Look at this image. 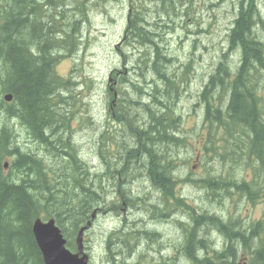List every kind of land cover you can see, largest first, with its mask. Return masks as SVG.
I'll return each mask as SVG.
<instances>
[{
  "label": "trees",
  "instance_id": "obj_1",
  "mask_svg": "<svg viewBox=\"0 0 264 264\" xmlns=\"http://www.w3.org/2000/svg\"><path fill=\"white\" fill-rule=\"evenodd\" d=\"M161 1L160 12L175 15L169 13L170 9L176 11L175 6ZM181 2L186 4L185 0ZM247 2L250 5L245 7ZM253 2L256 0H239V14L227 35V50L208 76L198 99L203 105L206 131L196 162L205 165L214 161L224 166L225 171L220 170L213 177L209 172L203 175L202 169L200 178L186 180L204 189L208 199L220 196L232 203L243 200L254 206L264 204V93H261L264 91V40L255 34V25L263 29V22L256 16ZM72 3L70 0H0V97L9 93L13 98L9 104L0 102V264H43L31 230L38 218H53L67 239L68 248H73L72 236L90 219L92 207L100 205L104 209L114 192H110L114 185L108 183L109 170L113 169L111 178L114 172L122 171L124 184L129 177L130 167L124 169L123 160L114 161L111 166L104 160V172L92 173L77 156L73 145H69L71 134L66 131L67 115L62 111L68 89L54 74V66L63 57L67 58L60 56V51L78 43V34L73 35L71 31L76 33V21L88 10H85V1L72 0ZM136 10L129 27L132 42L150 45V49L159 46L152 33L143 28L146 22L143 16L139 17L142 15L139 9ZM75 12L79 13L77 18L72 16ZM57 48L59 52H54ZM234 52L240 55L235 68L229 65L227 56ZM149 61L152 75L161 78L165 86L161 96H154L156 92L160 94L156 84L153 93L148 94L159 104L160 113L154 114L149 104L142 106L146 111L145 122L139 131L137 126L130 129L134 145L130 144V149L125 147L126 153L130 151L128 164L136 162L133 167L141 164L142 171L149 167L147 177L163 192V202L150 206L154 215L159 206L167 208L170 201L175 211L185 208L189 214L191 208L171 183V165L165 155L167 146L176 140L171 131L176 133L181 121L170 110L172 100L170 104L157 100V97L164 100L167 95L172 97L169 92L175 94L176 100L179 76L176 73L169 76L164 66L169 62L162 65V59L160 61L156 55ZM139 103L134 100L123 108L130 113L132 106ZM121 115L125 121L126 113L124 116L123 111ZM16 124L34 144L32 148L18 142ZM138 134L143 137L145 146L140 138L137 141ZM99 143L103 146V141ZM5 162L8 163L6 169ZM193 162L195 165V160ZM138 201L143 207L145 200ZM191 220L193 226L185 234L179 251L190 264H238L240 259H244V264H264V212L261 218L245 227L240 217L234 218L231 213L227 218L203 213L192 216ZM205 227L214 228L225 238L222 250H211L206 244ZM196 228L200 229L202 245V241L194 238ZM114 234H108L106 244H111ZM120 241L117 244L120 251L112 250L115 256L109 257L108 250L110 264H129L134 259L137 262L145 255L143 252L141 256L135 255L136 249L128 245V237L123 236ZM176 259L174 264H177Z\"/></svg>",
  "mask_w": 264,
  "mask_h": 264
},
{
  "label": "rangeland",
  "instance_id": "obj_2",
  "mask_svg": "<svg viewBox=\"0 0 264 264\" xmlns=\"http://www.w3.org/2000/svg\"><path fill=\"white\" fill-rule=\"evenodd\" d=\"M89 1L90 8L86 13L87 21L79 26L78 43L75 46V51L69 59L63 60L56 66V74L65 80H70V87L67 86L68 91H65L67 92V100L62 104V111L70 119L69 129L67 130L71 134L69 145H74L77 156L87 164L89 171L104 172V161L97 157L99 150H101V143H98L99 138L101 135H107L113 139H122L120 159L125 161L127 168L130 167L129 177H127V181L123 186L129 189L128 193L131 197H142L145 202L143 207L142 203H139V209L135 208L129 213L126 212V215L121 212L120 208L116 213L118 215L122 214L121 216L124 219L121 221L126 220L133 223L128 227L130 231L152 228L149 224L151 222L149 216L155 217V212L151 211L150 206H152V202L154 203L157 200L158 186L153 185L146 175L150 171L149 167L143 168L142 171L139 168V166H142L141 164H137L135 167L133 165L136 162L128 164L130 160L125 156L130 155V151L126 153L125 147L130 149L129 145H134L130 134L131 130L136 128L135 126L138 127V131L141 130V125L145 122L143 117L146 111L142 109L144 104L151 105L154 114L158 115L160 113L157 111L159 110V104L148 94L153 93L155 90L153 86L156 84L160 94L156 92L154 96H161L165 86L161 78L157 79L156 76L152 75L149 60L156 55L160 61L162 59V65L163 62H169L164 64L166 73L169 76L172 73L179 76L176 79V82H178L177 87L179 86L177 97L175 100V94L169 92L168 94H171L173 99L171 96L167 97V95L165 100L160 99V97H157V100L159 99L163 104H170L171 100L173 101L170 110L181 121L178 131L179 136L184 138L183 142L186 146H174L171 143L173 145L167 146L166 150L168 151L165 155L169 160H172L171 163L175 166L174 177H182L175 190L185 200L191 211L188 214V209L185 208L174 210L172 213L173 218L170 219L172 222L169 221L166 224L167 221L162 223V220L157 219L158 221L152 222V225L153 230L154 228L159 229V233L162 235L160 239L163 238V244L166 245L162 254L165 256L176 254V257H178L176 259L177 264H188L179 251L182 250L181 247L184 245L185 234L189 233L193 226L192 216L196 217L208 213L227 218V215L231 213L234 218L239 216V221L245 227L261 218L264 212L263 203L254 206L243 200H235V203H232L220 196H210V199H208L204 189L196 188L184 180L186 175L188 179H191V177L194 179L200 178L202 169L203 175L206 176L209 172L208 175L213 177L217 176L220 170L225 171L224 166L222 167L214 161L205 165L196 161L194 166L192 164L196 160V155H200L202 152L200 148L206 131V124L203 123V105L198 100L199 94L207 82L208 76L212 74L222 54L227 50V35L239 14V0H185L187 5H183L181 0H166L164 4L175 6L176 11L174 9L169 10V13L175 15H164L160 12V9L163 8L161 0L157 3L148 0ZM248 3H245V7L250 5ZM253 3L255 4V2ZM256 4V16L259 15V19L263 22V29L255 25V34L263 41L264 0H256ZM130 6H134L142 13L139 17L143 16L146 22V26L143 27L142 25V27L152 33L154 42L160 43L159 46L150 49V45L146 47L135 41L130 42V40L126 43L122 39L128 15L133 16L127 14ZM142 9L145 12L141 11ZM78 14V12H75L72 16L77 18ZM156 50L159 54L156 53ZM59 53L64 54V52ZM235 53H228L227 55L229 65L234 68L238 65L240 56L239 53H237L238 55ZM164 56L166 58H163ZM189 64H191L190 67H188ZM111 73H115L116 77H110ZM168 75L166 74V77ZM121 76L126 78L127 84L120 83ZM114 81L117 82L116 86H113ZM124 89L128 92L130 98L140 102L138 105L132 106V112L124 111L128 132L124 131L121 126L113 125V120L110 117V99L115 93L117 98L114 107H116L117 99L120 98L119 92ZM261 93H264V91L262 90ZM3 95L0 97V102H2ZM139 114H142L141 117H139ZM15 133L16 139L19 143H23V146L30 148L34 146L18 124H16ZM137 137L138 140H136L139 142L140 138L141 144L145 146V141L142 140L143 137L139 134ZM122 152H124V156ZM191 166L195 168L192 169ZM131 169L134 172H131ZM112 170L110 169L108 173L110 177ZM90 178L92 179V176ZM246 178L248 179L249 175H246ZM107 190L109 191V189ZM113 191L112 188L110 192ZM115 197H113V194L109 196L104 206L107 212L99 213V218L94 221L93 227L86 233L84 246L87 249L86 252L91 253L89 254L92 264L111 263L108 262L107 236L113 233L110 232L111 230H119L122 227L119 221L115 220L116 216L108 212L112 204L111 200ZM143 219L146 222L145 226L142 225L145 222H139ZM196 229L194 238L198 242L202 241V245L203 238L199 237L200 229ZM205 229H207V233L204 231L207 234L205 242L209 244V248L222 250L225 246V238L212 227H205ZM119 237V233L114 235L112 243ZM137 240L135 235L131 240L133 242L130 243L131 246ZM151 243L149 242L150 246L147 250H143L147 256L141 259L140 264H155L157 259L154 258L159 259L160 255H156L155 246ZM195 245L193 246L194 250ZM142 248H145V244ZM112 249L117 253L121 247L116 245L112 246ZM118 258L115 259L117 262L120 260ZM134 261L135 259L131 263ZM238 264H244L243 260L240 259Z\"/></svg>",
  "mask_w": 264,
  "mask_h": 264
},
{
  "label": "water",
  "instance_id": "obj_3",
  "mask_svg": "<svg viewBox=\"0 0 264 264\" xmlns=\"http://www.w3.org/2000/svg\"><path fill=\"white\" fill-rule=\"evenodd\" d=\"M10 100V96L5 97ZM90 222L78 231L75 243L77 252L72 253L66 248V240L55 225L53 219L46 222L36 219L32 224V235L40 250L44 264H88V256L83 252L82 235Z\"/></svg>",
  "mask_w": 264,
  "mask_h": 264
},
{
  "label": "flooded vegetation",
  "instance_id": "obj_4",
  "mask_svg": "<svg viewBox=\"0 0 264 264\" xmlns=\"http://www.w3.org/2000/svg\"><path fill=\"white\" fill-rule=\"evenodd\" d=\"M155 216V215H154ZM169 214L166 215V219L162 220V223L165 222L166 224L170 221L171 218H169ZM149 219L151 220L150 224L152 226V228H148V229H140L139 231H130L129 230V226L133 225L132 222H127L126 220L124 221H119L120 226L121 227V231L123 230V235H125L126 237H128L129 240H131L133 237H135V235L137 236V241L132 245L133 248H135L137 251H143V250H147L149 248V242H152L151 244H154V251L156 252V255H158L157 253L159 252V250H164L166 248V245L163 244V238L160 239V236L162 237V235L159 233V229L157 230V228H154L153 230V225L152 222L154 223V221H158L156 218H154L153 216H149ZM139 222H145V219L139 221ZM158 224V222H156ZM143 226L146 225V222L144 224H142ZM132 229V228H131ZM129 230V231H128ZM128 231V232H126ZM126 232V233H125ZM145 244V248L143 249V245ZM113 246H116L113 244ZM173 246V245H171ZM174 255L173 256H169L166 255L165 260H161L158 258H154L157 259L155 260V264H174L173 261ZM131 264H136L134 262H132Z\"/></svg>",
  "mask_w": 264,
  "mask_h": 264
},
{
  "label": "bare ground",
  "instance_id": "obj_5",
  "mask_svg": "<svg viewBox=\"0 0 264 264\" xmlns=\"http://www.w3.org/2000/svg\"><path fill=\"white\" fill-rule=\"evenodd\" d=\"M128 11H129V9H128ZM4 95H5V94H4ZM4 95H3V96H4ZM44 145H45V144H44ZM73 146H74V145H73ZM104 213H106V211H105Z\"/></svg>",
  "mask_w": 264,
  "mask_h": 264
}]
</instances>
